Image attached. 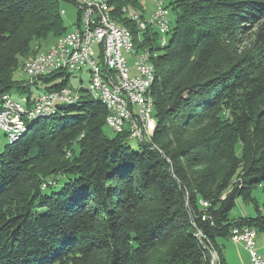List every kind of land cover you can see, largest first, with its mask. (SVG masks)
<instances>
[{
	"label": "trees",
	"instance_id": "trees-1",
	"mask_svg": "<svg viewBox=\"0 0 264 264\" xmlns=\"http://www.w3.org/2000/svg\"><path fill=\"white\" fill-rule=\"evenodd\" d=\"M63 1L0 0L1 106L11 90L34 102L13 72L35 42L67 32ZM103 2L150 54L155 130L133 151L127 133L106 134L107 112L84 88L32 120L0 152V264H210V250L227 264L218 238L264 233L252 197L264 195V0H170L163 47L127 17L137 0ZM238 198L254 218H229Z\"/></svg>",
	"mask_w": 264,
	"mask_h": 264
},
{
	"label": "built area",
	"instance_id": "built-area-1",
	"mask_svg": "<svg viewBox=\"0 0 264 264\" xmlns=\"http://www.w3.org/2000/svg\"><path fill=\"white\" fill-rule=\"evenodd\" d=\"M151 1L154 30L160 36L163 35V29L167 28L163 26L162 11H166V2L169 0ZM76 6L80 16L77 26L67 32L66 50H59L54 44L50 57H42L38 62H32L27 68L30 69L27 84L33 85L37 78H46L57 69L69 71V64H81V72L85 69L89 77H96L95 88L98 93L108 96L114 104L115 118L110 122L109 129L116 134L127 133L129 139L142 137L148 143L153 111L148 96H144L142 92L141 77L149 75V72L144 70L142 62H135L134 56L126 51L124 38L110 26H104L103 19L98 17L95 4L79 0ZM95 47L98 53L94 50ZM92 54H99L103 59V69L94 68ZM83 94L80 89L67 88L54 95L40 94L35 97L30 107L26 106L28 116H32L33 111L45 110L50 100L69 96L82 98ZM19 126V114L5 111L1 113L0 131L4 132L6 139L12 137V130H18ZM255 238L254 231L248 227H234L230 232L231 241L248 254V264H261ZM214 257L215 251L210 250V264H214Z\"/></svg>",
	"mask_w": 264,
	"mask_h": 264
},
{
	"label": "bare ground",
	"instance_id": "bare-ground-1",
	"mask_svg": "<svg viewBox=\"0 0 264 264\" xmlns=\"http://www.w3.org/2000/svg\"><path fill=\"white\" fill-rule=\"evenodd\" d=\"M84 3L95 4L96 9L98 10V17L103 19L104 26H110L113 31H116V33L120 34V36H122V38H124L126 51L129 54H131L132 56H134L135 62H142V66H143L144 70L146 72H149V75H145L144 77H141V84H142V92L144 93V96H148L150 108L152 109L153 114H154V103H153V99L150 95V89L152 87V83H153V80L155 77V69H154V67L150 61V57L147 55V52L146 51L145 52H136L135 51L132 36H131L130 32L128 31V29L119 25L116 21H114L111 18L110 11H109L106 3H104L101 0H84ZM124 11L126 12L127 17L131 21L136 23V25L140 29L145 30L147 28V26H151L154 28L153 11H152L151 15L147 18V20H142L141 18H139L137 15H135L129 9H125ZM61 14L62 15L64 14L63 10L61 11ZM162 18H163V26L167 27V28L163 29V36H166L168 31H169V28H170L169 10L167 8H166V11H162ZM66 38H67V32L64 35L56 38L55 42L46 50H42V49L38 48L36 50L35 55L28 58L25 61V63L23 64V73L25 75H27V77H30V69H27L28 66L32 62H38L42 57H50V55L52 54V46L54 44H56L58 46L59 50H66V41H65ZM165 44H166V39L162 38L161 39L162 47ZM97 58L100 61H98ZM97 58L93 57V54H92V61H94V68L103 69V59H101V57H99V54H98ZM76 72H81V64H69V71H68V69L54 70V74H56V73L74 74ZM95 87H96V77H90V85L87 88V93L93 99L99 100L100 103L104 106L105 111L107 112V117L105 119L106 120V126L108 128H110V122L112 121L113 118H115L114 104L108 96L99 94ZM62 90L63 89H61L60 91H62ZM60 91L57 90V91L46 92V93H43L42 95H54L55 93L60 92ZM82 92H83V90H82ZM78 99H79V96H69V97H63L61 99L50 100V101H48V103L45 107V110L33 111L32 116H28V109H27L25 104H23L21 101H18L16 99H12L10 97V95H3V101L1 100L2 106L0 105V107H1L0 108V116H1V113L5 111V112H9V113L19 114V119H20V126H19L18 130H12V137H8L6 139L7 144L8 145L14 144L15 142H17V140H19L24 135V133L26 132V123H25L26 121L36 120V119H39L42 117L50 116L51 114H53L55 112V106L57 105L56 103L59 101H63V102H65V104L70 105V104L76 103L78 101ZM155 127H156V122H155L154 116H153V123H152L150 130L148 132V138H150V134H151L150 132H153L155 130ZM137 138H140L142 141L143 140L145 141V139L142 137H134L133 139H137ZM252 230L254 231V237H256V235H257L256 231L254 229H252ZM259 261H261V264H264V258H262L261 256H259ZM217 262H218V258L214 257V264H216Z\"/></svg>",
	"mask_w": 264,
	"mask_h": 264
},
{
	"label": "rangeland",
	"instance_id": "rangeland-1",
	"mask_svg": "<svg viewBox=\"0 0 264 264\" xmlns=\"http://www.w3.org/2000/svg\"><path fill=\"white\" fill-rule=\"evenodd\" d=\"M105 1V0H102ZM143 7L146 9L147 15L151 12L153 9V3L151 0H138ZM170 1V0H169ZM79 0H66L61 3V8L65 12V14L62 15L63 23L65 28L67 29L66 31L72 30L74 27L77 26V22L79 19V10L75 4H77ZM129 7V6H128ZM138 9V10H137ZM133 8L131 10L135 15H137L139 18L143 16L144 20H147V18L151 15L149 14L148 17H145L142 13V8ZM141 12H140V11ZM169 24L171 28V18L169 15ZM169 28V31H170ZM169 31L166 36L160 35L158 36V39L155 41L154 45L157 47H162L161 45V39L165 38L166 41L169 40ZM55 37L54 36H48L47 39L41 40L40 42H35L32 47L33 50L36 51L38 48L42 50H46L49 48L54 42H55ZM37 43V44H36ZM39 45V46H38ZM38 46V47H37ZM94 50L97 51V48L95 47ZM146 51V50H145ZM147 52V51H146ZM98 53V51H97ZM147 55L150 57L149 52H147ZM98 54H93V57L97 58ZM28 59V58H27ZM25 59V61L27 60ZM98 60V58H97ZM23 61V62H25ZM100 61V60H98ZM21 61L18 66V68L13 72V78L16 81H26L27 80V75L23 73V65L21 67ZM63 81H66V86L65 88L69 90H75L79 88H84L87 89L90 85V77L87 73V71L84 69L82 72H76L74 74H63L62 76H57L51 81L47 83H43L39 81L36 85L31 86V94L32 97H37L40 94L46 93L48 88H51L53 86L61 84ZM13 99L16 98V100L20 101V98H24L26 94L17 91V90H11L9 93ZM11 97V98H12ZM23 103V101H21ZM24 104V103H23ZM56 104L58 105H66L65 102L59 101ZM26 105V104H25ZM32 120L26 121V126H30L32 124ZM105 132L107 135L111 136L113 133L111 130L106 126ZM150 138L153 134V132H150ZM150 138H148V142H150ZM146 142V141H145ZM127 145L133 150V151H139L141 148L142 144L144 143L140 138L137 139H127L126 140ZM147 143V142H146ZM7 144V140L5 138V135L3 132L0 131V152L3 150L5 145ZM252 197L256 199L259 208L262 210V207L264 205V195L261 193L259 189H256L252 192ZM256 216V212L254 209V206L252 204H246L244 203L240 198L236 200L235 207L231 210L229 213V218L236 219L239 217H246V218H254ZM217 244L219 245V248L221 250V256L224 257L225 261L227 264H247L248 263V254L241 250V246L237 245L236 243L232 242L230 238H218L216 240ZM256 251L261 256L264 258V233H257L256 238ZM217 253L215 252V257H217Z\"/></svg>",
	"mask_w": 264,
	"mask_h": 264
},
{
	"label": "crops",
	"instance_id": "crops-1",
	"mask_svg": "<svg viewBox=\"0 0 264 264\" xmlns=\"http://www.w3.org/2000/svg\"><path fill=\"white\" fill-rule=\"evenodd\" d=\"M138 1V0H137ZM138 3L140 4V6H141V8H142V14L145 16V17H148L149 16V14L152 12V10H151V12L147 15V13H146V9H145V7H143V5L138 1ZM16 99V98H15ZM25 97L24 98H20V101H23V103L25 104ZM241 248V250H243L242 249V247H240ZM244 251V250H243ZM224 258V257H223ZM248 260H249V258H248ZM248 264V263H247Z\"/></svg>",
	"mask_w": 264,
	"mask_h": 264
}]
</instances>
